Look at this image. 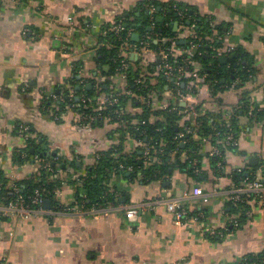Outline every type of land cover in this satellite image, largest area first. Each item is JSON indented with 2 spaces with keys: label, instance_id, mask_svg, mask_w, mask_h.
I'll list each match as a JSON object with an SVG mask.
<instances>
[{
  "label": "crops",
  "instance_id": "0c3cea01",
  "mask_svg": "<svg viewBox=\"0 0 264 264\" xmlns=\"http://www.w3.org/2000/svg\"><path fill=\"white\" fill-rule=\"evenodd\" d=\"M147 1L167 8L185 5L210 20L221 29H213L220 58L227 60L238 52L239 62L252 73L244 81L224 79L225 86L213 98L211 87L200 82L191 98L207 115L237 124L238 146L224 150L226 172L213 170L208 157L213 142L207 137H196L203 171L199 178L184 165L187 151L170 153L168 173L154 180L144 177L150 163L143 157L137 177L128 178L131 167L125 175H111L107 186L115 200H108L96 216L46 212L0 218V255L7 264H240L245 257L264 253V207L250 202L252 213L245 218L233 212L228 197L234 185L229 174L234 170L264 176V0H0V174L15 181L38 179L45 169L36 160L17 163V151L26 148L21 125L30 126L33 138L45 140L47 154L61 158L57 171L63 180L57 196L61 206L77 203L73 180L79 181L114 147L128 157L143 152L121 122L87 126L76 110L58 114L56 103L59 95L71 91L76 74L83 86L107 79L96 49L102 32ZM182 28L178 23V36H187ZM131 59L142 60L147 70L155 60L150 53ZM140 110L131 102L125 105L127 114ZM195 118L187 116L192 124ZM195 186L205 195L189 196L187 204L193 213H202L198 221L183 223L160 204L148 205L138 220L130 222L120 207L179 198L191 194ZM236 216L239 227L211 234L224 231Z\"/></svg>",
  "mask_w": 264,
  "mask_h": 264
},
{
  "label": "trees",
  "instance_id": "16d2710c",
  "mask_svg": "<svg viewBox=\"0 0 264 264\" xmlns=\"http://www.w3.org/2000/svg\"><path fill=\"white\" fill-rule=\"evenodd\" d=\"M152 4L156 7V13L151 14L147 9L144 8V4L135 13L128 14L127 16H122L119 20H123V28L118 37L111 28H107L108 34L106 37H101V41H105L111 46L102 47L98 51V64L99 68L103 72V76L107 78L101 82H96L92 89L88 86H83L80 84V80L77 78V74L73 77L70 82L71 89L75 93V97L72 101H69V90H66L64 94L65 101L62 103H56L58 107V114L66 113L72 104H81L80 96L85 94L89 101L87 102V107L76 108V111L80 113H93L96 114L101 107H103L102 101L103 96L119 97V107L125 109V105L131 102L135 107H140L141 110L136 114H125L122 119V124L127 128L130 135L135 139V141L141 139L144 143L151 145L152 157L150 159V165L146 170H144V177L149 180H154L160 178L166 173H168L169 167V157L170 153L174 149H178L179 152L187 151L189 154V159L197 157L201 159L198 155L200 143L199 138H210L212 142H215L214 138V126H218L226 123V119L222 118L221 121L216 120L213 116L208 114V116H200L198 118V124L194 126L192 122H184V126L181 125L180 121L183 118L181 111L184 107L180 104L177 105L178 110L168 113L162 110L152 111L150 108L142 105L141 102L137 101L135 98H130L125 95H119V91L116 90V84L111 80L115 78L117 71L116 69L120 66L119 60L117 59L118 53L121 51V44L124 42V38L127 31L130 28H134L136 33L140 36L145 32H154L159 34L162 38L159 43H150V46L154 50H158L160 47L169 46L170 43L165 39L168 37H177L178 31L175 30V23H179L184 27L182 30L188 33H195L198 35L199 39L194 40V43H201L202 46L194 50L191 48V38H186L185 43H182L181 39H177L179 46V51L177 52V58H170V62H174L175 59L183 60L185 58L188 62H191V67L193 70L198 71L199 75L205 76L201 83L213 88L214 94L220 91L222 86H225L227 82H234L237 79L242 81L246 80L251 76L249 68L243 67L244 64L239 62L240 55L238 52L235 54H230L227 56L226 62L220 61V43L213 37V29H219L217 26L211 24V21L200 18L196 16L191 10V8L181 5L183 8L187 9V16L181 20L177 13L172 10V5L160 6L156 2L147 1L145 4ZM167 8V9H166ZM132 17V18H131ZM118 20V21H119ZM131 41L134 42L133 37ZM140 43V42H139ZM138 43V44H139ZM130 62L129 68L126 70L127 80L126 85L128 89L137 92V87L135 86V80L142 77L146 83L153 89L158 91H163L166 84L172 83L167 82L166 79L157 73L156 67L158 62L153 61L148 65V72L153 74V76H144L145 66L141 65L142 60L134 61L128 56ZM146 65V64H145ZM105 66L109 67V71H104ZM226 80V83L223 80ZM96 81V80H95ZM182 82L187 83L188 79H182ZM181 88V86H179ZM183 89V88H182ZM47 108L52 107V102L48 100ZM117 107V108H119ZM116 108V107H115ZM113 109V108H112ZM109 109L100 110L103 114H107ZM59 116V115H57ZM59 119V118H58ZM146 122V124H142ZM120 123V124H121ZM229 124V125H228ZM236 123H227L226 127L229 126L236 134ZM190 130L187 135V142L185 148L181 144L174 141V137L182 130ZM226 128V129H227ZM32 132V130H31ZM37 138H31L29 144L24 149L17 151L16 160L19 164H25L31 160H35V157L50 161L51 171L46 169L42 170V175L38 179H24L15 181L19 186V194H21L27 202H29L30 197L33 195L36 189L45 190L47 194V199L51 202L52 209L59 207V202L57 201L58 192L60 187L63 185V180L59 177L57 171L59 170V164L62 162L61 158L54 156L53 154H47V149L45 148V140L42 137H38L39 142H36ZM163 149L161 153L160 150ZM141 150V149H140ZM142 151V150H141ZM119 148L114 147L104 154L97 166L88 170V173L78 179L79 181L73 180L74 184L77 185V202H83L87 207L95 206L108 200H115V195L109 192L107 181L112 174L122 173L126 174L129 167L132 168L133 172H130L128 178L133 179L137 177L138 172L144 166V152L138 154L135 152L132 157L119 154ZM26 154V155H25ZM188 161L184 164L190 167V162ZM180 162V161H179ZM178 162V163H179ZM217 162L213 161L212 165L215 166ZM62 167V166H60ZM72 167H76V163L72 162ZM190 174L194 177L199 178L201 175H195L194 170L190 167ZM256 174L255 172H234L229 175L231 181L234 185L242 184L246 177L252 178ZM71 179V178H70ZM0 180L4 182V190L1 196H5L10 199L16 196L11 190L5 187L9 184V179L4 175L0 174ZM80 183V184H79ZM233 212L241 213L245 218L243 210L251 208L250 204L246 201L244 203L231 204ZM243 217V219H245ZM241 222V220H240ZM248 263L254 262L259 259L264 258V253L257 258L245 257Z\"/></svg>",
  "mask_w": 264,
  "mask_h": 264
},
{
  "label": "built area",
  "instance_id": "2783aa9c",
  "mask_svg": "<svg viewBox=\"0 0 264 264\" xmlns=\"http://www.w3.org/2000/svg\"><path fill=\"white\" fill-rule=\"evenodd\" d=\"M172 10L177 13L179 18L183 20L187 16V9L183 8L179 4H172ZM144 8L147 9L151 14L156 13V7L152 4H144ZM183 26V25H182ZM184 27V26H183ZM112 30L115 32L117 37L120 32L124 30L123 28V20L117 21ZM108 34V30H104L102 32V37H106ZM136 31L134 28H130L127 31V34L124 38V42L121 44V51L118 53L117 59L119 60L120 66L116 69L117 74L115 76V80L121 81L122 85L116 84V90L120 93L119 95H125L130 98H135L137 101L141 102L145 107L150 108L153 112L156 110H162L168 113H172L173 111L178 110L177 105L180 104L184 107L181 111L183 114V118L180 123L184 126V122L188 121L187 116L196 117V122L193 123L194 126L198 124V118L200 116H208L203 108L196 103H193L192 97L196 96L198 90H200L199 83L202 81L205 76H200L198 71H195L191 67V62H188L185 58L183 60L175 59L174 62H170V58H174L177 56V52L180 50L177 39L181 38H191L192 42L190 50H194L202 46L201 43H194V40H198L199 37L195 33H188L187 36H177L168 37L165 40L170 43L169 46L160 47L158 50H154L151 48L150 43H159L162 39L159 34L154 32H145L141 36L139 35V41L133 42L131 41V37H134ZM122 40L121 37H118V40ZM134 40V39H133ZM140 42V43H139ZM139 43V44H138ZM111 46L105 41H101L97 46V51H99L102 47ZM144 53H150L154 56L155 60L158 62V66L156 67V71L158 74L162 75L167 82H172L170 84H166L165 89L163 91H158L149 86L148 83L142 77H139L135 80V86L137 87V92L132 91L127 88L126 80L127 73L126 70L130 66V62L128 60V56L137 55L139 59L142 58ZM222 53L220 52L219 56ZM177 58V57H176ZM153 76L148 70H145L144 76ZM182 79H188V82H182ZM181 86V88H179ZM183 88V89H182ZM211 88V98L214 97V90ZM75 97L74 91L69 92V101H72ZM57 100V99H56ZM81 104H72L69 110H76V108L87 107V102L89 98L86 97L85 94L80 96ZM65 101L64 96H59V102L62 103ZM103 107L100 110L109 109L107 114H103V112H97L96 114L89 113H80L79 112V120L82 124H86L87 126L94 125L97 123H107V122H122L123 116L127 114L124 108L119 107V97H111V96H103L102 101ZM116 107V108H115ZM119 107V108H117ZM113 108V109H112ZM201 111V113H200ZM58 117V116H57ZM191 122V121H190ZM227 123H230L229 120L226 123L214 126V138L215 142L211 147V150L208 154V157L213 162H217L215 166L212 165V168L215 172L224 174L225 171V160H224V150L225 149H233L238 146L237 135L229 126L226 127ZM142 124H146V122H142ZM229 125V124H228ZM227 128V129H226ZM190 130L185 129L179 132L175 137L174 141L179 144H186L187 135ZM19 133L21 137L24 139L26 146L29 144L31 140V128L28 125L19 126ZM36 142H39L37 139ZM137 146L144 152V158L146 162H150L152 157V146L144 143L141 139L136 141ZM163 152V149L160 150ZM171 153L177 154L179 153L178 149H174ZM26 155V154H25ZM189 159V157H188ZM35 160L43 164L44 168L48 171H51L52 168L50 166V161L44 160L38 157H35ZM190 167L194 170L195 175L202 174V162L197 157L189 159ZM131 171V169H130ZM234 172H243L242 169H236ZM229 174V175H231ZM9 179L8 188L16 194L13 198H6L5 196H1V193L4 190V182L0 180V218H8L12 216H26L29 217L35 213H46L49 214H84L91 213L92 215H98L101 209L105 208L106 201L91 207H87L83 202H77L76 204L67 205V206H59L54 209L44 208V202L47 199V194L45 190L36 189L33 195L30 197L29 202L19 194V186L16 184L15 180H12L11 176H5ZM58 194V193H57ZM205 195L204 190L200 186H195L192 189L191 194L186 193L184 196L179 198H156L151 202H142L140 204L134 205H124L120 206L121 210H123L126 218L130 222H135L138 220V217L145 210V208L149 205L153 208L155 206L163 204L166 205L167 209L181 222L188 223L190 221H198L203 218L202 213L195 214L188 207L187 201L189 196L191 197H202ZM229 202L231 204L244 203L245 201L250 204V202H256L257 204L264 207V176H259L254 174L252 178L246 177L243 180L242 184L233 185L232 188L229 189ZM245 216H251V209L247 208L243 210ZM230 225H227L224 231L216 232L212 231V235L223 234L224 232H229L230 227H239L241 222L238 216L233 218L230 222ZM0 264H7V261L4 256L0 255ZM240 264H264V258L256 260L254 262L248 263L246 258H244Z\"/></svg>",
  "mask_w": 264,
  "mask_h": 264
},
{
  "label": "water",
  "instance_id": "95a60500",
  "mask_svg": "<svg viewBox=\"0 0 264 264\" xmlns=\"http://www.w3.org/2000/svg\"><path fill=\"white\" fill-rule=\"evenodd\" d=\"M174 27H175V29H178V23H175ZM133 39L136 40V41H138L139 36H138V35H135V36L133 37ZM181 42H182V43H185L184 40H182ZM220 61H221V62H226V58H225V57H222V58H220ZM92 87H93L92 84H88V88H89V89H92ZM181 146H182L183 148H185L186 144L183 143ZM140 153H141V152H140ZM251 159H252V161L255 160V158H251ZM44 207L47 208V209H49V208L51 207V202H50V200H45V202H44Z\"/></svg>",
  "mask_w": 264,
  "mask_h": 264
}]
</instances>
